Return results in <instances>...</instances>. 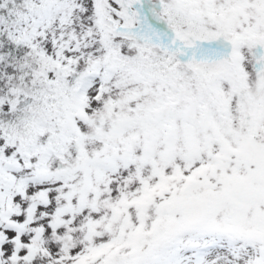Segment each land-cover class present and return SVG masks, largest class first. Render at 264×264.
I'll return each mask as SVG.
<instances>
[{"label":"snow or ice","instance_id":"snow-or-ice-1","mask_svg":"<svg viewBox=\"0 0 264 264\" xmlns=\"http://www.w3.org/2000/svg\"><path fill=\"white\" fill-rule=\"evenodd\" d=\"M0 264H264V0H0Z\"/></svg>","mask_w":264,"mask_h":264}]
</instances>
